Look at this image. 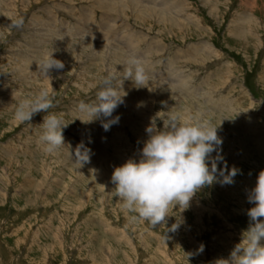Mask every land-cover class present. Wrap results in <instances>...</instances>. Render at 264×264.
I'll use <instances>...</instances> for the list:
<instances>
[{
    "label": "rangeland",
    "instance_id": "1",
    "mask_svg": "<svg viewBox=\"0 0 264 264\" xmlns=\"http://www.w3.org/2000/svg\"><path fill=\"white\" fill-rule=\"evenodd\" d=\"M52 50L64 68L50 80L35 61ZM130 56L143 60L147 87L124 80L112 114L120 120L108 131L103 117L82 122L89 117L77 103L92 102ZM41 88L54 90L49 111L68 123L53 153L39 139L47 113L14 115ZM169 110L219 126L218 169L239 172L232 184L202 188L188 209L170 208L166 227L183 222L166 237L163 225L133 219L111 176L139 161L146 127L162 128ZM81 143L91 149L82 168L70 154ZM261 170L264 0H0V264H216L249 226L247 197Z\"/></svg>",
    "mask_w": 264,
    "mask_h": 264
},
{
    "label": "clouds",
    "instance_id": "2",
    "mask_svg": "<svg viewBox=\"0 0 264 264\" xmlns=\"http://www.w3.org/2000/svg\"><path fill=\"white\" fill-rule=\"evenodd\" d=\"M10 26L23 30L24 19H13ZM35 63L37 72L50 80L53 69L60 71L64 68V63L54 58V50L42 54ZM117 72L123 74L118 76L109 71L102 78L92 102L80 100L77 103V110L89 117L82 122L89 123L103 117L101 125L108 131L120 120L119 116L112 114L124 103L126 93L121 91L124 80L131 79L136 87H147L148 76L141 58L130 56L123 65V71ZM56 106L54 90L50 92L41 88L21 100L14 113L20 122H30L34 115L42 111L47 113L43 117V131L39 137L47 153L65 146L63 129L68 123L62 116L49 111ZM109 117L111 119H107ZM218 127L205 119L182 122L178 114L170 110L162 128L151 121L145 129L148 138L141 149L139 161L129 159L115 167L111 176L116 196L127 211L135 213L133 219L146 221L153 229L163 225L167 237V232L177 231L183 222L180 217L171 227H166V218L172 216L170 208L188 209L196 193L214 182L234 183L233 178L239 169L233 167L228 170L226 164L218 169V162L223 160L220 155L223 141L217 134ZM214 152L216 156L212 155ZM70 154L73 163L80 168L90 163L91 149L83 143L77 145L74 154ZM218 177H222V181ZM247 199L254 205L247 210L249 226L242 232L240 242L233 247L229 257L218 259L216 264H264V170L258 173ZM203 250L204 245L201 244L198 252Z\"/></svg>",
    "mask_w": 264,
    "mask_h": 264
},
{
    "label": "bare ground",
    "instance_id": "3",
    "mask_svg": "<svg viewBox=\"0 0 264 264\" xmlns=\"http://www.w3.org/2000/svg\"><path fill=\"white\" fill-rule=\"evenodd\" d=\"M130 49H131V47H130ZM157 49H159V48H157ZM121 50V49H120ZM141 58V57H140ZM124 59V58H123ZM174 88H172V89H170V90H173ZM124 120V119H123ZM129 123V122H128Z\"/></svg>",
    "mask_w": 264,
    "mask_h": 264
}]
</instances>
